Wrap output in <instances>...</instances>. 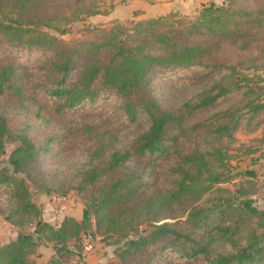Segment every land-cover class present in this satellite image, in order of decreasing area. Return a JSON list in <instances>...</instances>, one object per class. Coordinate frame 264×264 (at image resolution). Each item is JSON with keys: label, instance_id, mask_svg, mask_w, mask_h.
<instances>
[{"label": "trees", "instance_id": "trees-1", "mask_svg": "<svg viewBox=\"0 0 264 264\" xmlns=\"http://www.w3.org/2000/svg\"><path fill=\"white\" fill-rule=\"evenodd\" d=\"M105 1L0 0L1 97L12 96L20 106L35 101L31 109L40 122L32 125L37 127L51 115L111 95L122 98L115 116H124L121 122L111 117L116 128L97 119L80 122L71 136L84 139L81 147L44 174L38 170L40 158L55 141L72 143L69 135L36 137L30 126L11 128L0 105V151L6 140L16 142L8 154L10 168L0 167V213L18 229L32 228L0 244V264H36L30 255L40 241L51 242L55 252L44 264H74L67 261L73 254L67 244L90 228L91 217L92 234L126 238L134 231L125 239L121 258L152 248L139 264H154V252L170 248L183 264H264V207L253 197L256 170L233 172L229 163L235 132L255 131L263 122L257 117L263 114L264 98L250 85L260 76L241 70L264 68V57L258 61L248 51L252 32L264 30V6L247 10L208 0L193 19L172 11L111 21L68 42L47 31L64 33L72 22L110 12L113 5L107 8ZM224 42L245 50L247 64H231L216 54ZM4 48L49 55L22 64ZM169 67H201V78H210L176 107L161 108L149 89L153 77ZM233 91L240 96L217 108L219 99ZM142 115L147 128L122 142L119 132ZM64 148L67 144L59 150ZM231 173L250 175L249 189L219 187ZM30 183L47 194L70 188L81 192V218L44 221ZM142 224L146 227L139 231Z\"/></svg>", "mask_w": 264, "mask_h": 264}, {"label": "rangeland", "instance_id": "rangeland-1", "mask_svg": "<svg viewBox=\"0 0 264 264\" xmlns=\"http://www.w3.org/2000/svg\"><path fill=\"white\" fill-rule=\"evenodd\" d=\"M122 1L123 0H106L105 7L109 8L111 4L116 6ZM215 2H217L218 5L229 3L234 4L236 7H247V10L255 9L257 6H264V0H215ZM200 6L201 4L198 5L195 10H193V8L188 9L187 12L178 11V14L187 19H193L198 14ZM112 10H114V7ZM112 10L108 13L86 16L83 19L72 22L68 26V30L64 33H58L53 29H47V31L68 42L81 37L87 32L86 30L91 27L108 26L111 21L124 23L126 21L136 20L125 19V14L128 15L131 13V9L124 13H120V11L117 10L115 16L120 20L111 16V12H113ZM252 33L253 40L249 45L248 49L250 50L248 51L255 56L256 60L258 58V61H261L264 57V30L263 32L255 30ZM4 51L7 53L10 52L13 57L17 58L16 61L22 64L35 62L38 59L43 58V55H49L47 52V54L42 53L38 56L23 49L15 51L11 50L13 51L11 52L9 49L4 48ZM5 52L1 53V55H4ZM216 54L227 58L229 63L235 64L239 61L246 62L245 56L247 52L245 50H237L234 48L233 44L229 45L224 42L221 49L216 52ZM259 55H262V57ZM245 64H247V62ZM239 66L242 67L241 65ZM241 71L248 75L253 72L254 75L260 76L261 80H256L254 83L251 82L250 85H252L256 92H260L262 95L261 99H263L264 68L257 70L243 68ZM203 72H205V70L201 67L166 68L153 77L149 89L150 97L157 101L161 108L176 107L183 102L185 98L193 95L195 91L199 90L202 85H206L204 82L208 81L210 77L201 78ZM242 81L244 82V80ZM240 94V91H233L226 94L219 99L217 108L238 98ZM120 102H122V98L117 95H111L109 98L96 101L92 104L84 102L64 114L51 115L48 122H42L40 126L37 127L32 125L36 121H38V123L40 122V119L35 116L34 111L31 109L33 108L31 103L34 104L36 103L35 101L25 102L26 106H20L15 100H13L12 96H0V105L4 106L5 112L9 116L8 124L11 128L30 126L27 129L36 137H44V134H47L48 132H54L58 135L65 132L66 135H69L72 143H66L67 150H65V148L59 150L62 149V145L65 146L66 144L58 145L59 141H55L52 151L40 158L38 170L44 172V174L55 169L57 164H62L64 158L67 157L73 149L81 147L84 139H82L81 136H77V138L71 136L76 132L75 128L80 122L97 119L99 123L106 122L108 125H112V128H116L117 125L115 126V121L111 119V117L118 118L120 122L122 121L124 116H115L117 104ZM28 106H30V110L28 109ZM43 113L45 116L50 115L47 111H44ZM257 118L263 119L264 124V110L263 114H260ZM147 126L148 122L146 121L145 116L142 115L135 124L126 126V128L119 132V139L122 142L130 141L138 132L146 129ZM234 137L235 140L231 142L229 146V163L231 164L233 172L239 169H244L245 167L254 168L253 165L249 166L254 158H259L257 163H264V125H261L255 131H248L245 130V128H242L235 132ZM15 143L14 140L5 141L4 149L0 151V167L10 168V165H8V154L15 146ZM60 174L62 173H58L55 178L59 179V177H61ZM18 176H23V174L19 173ZM248 179H251L250 175L231 173L230 179L219 183L218 186L228 188L231 191H234L239 185L249 189L248 187H250L251 184L246 182ZM254 181L253 188L256 189V191L253 194V197L255 198V204L258 207H264V173L261 172L260 169L256 171ZM29 191L32 200L40 208V216L44 221L57 224L61 221L64 215H70L77 219L81 218V213L84 208V198L81 196L82 193L78 192L75 188H70L64 194L55 195L54 193L47 194L30 183ZM3 215V213H0V244H5L11 241V238L15 237L19 231L22 232L32 229L31 227H25V229L16 230V228L11 227L10 224L3 219ZM145 227L146 226L142 224L137 229L141 231V229H145ZM94 229V220L93 217H91L90 228L82 231L78 239H71L68 242V247L73 250V254L67 257L68 262H73L74 264H139L152 253V248H143L138 253L131 252L127 256L121 258L120 252L125 247V239L134 236V231L128 233L126 238H123L119 237L120 235L117 234L105 237V234L98 233L97 231L92 234L91 231H94ZM39 248H42L47 260L55 255L51 242L40 241L35 252L30 255V258L36 255ZM176 253L177 252L171 248L161 254L155 251L152 256L154 257L153 263L183 264L182 259L179 258V254ZM31 260L35 262V259L31 258Z\"/></svg>", "mask_w": 264, "mask_h": 264}, {"label": "crops", "instance_id": "crops-1", "mask_svg": "<svg viewBox=\"0 0 264 264\" xmlns=\"http://www.w3.org/2000/svg\"><path fill=\"white\" fill-rule=\"evenodd\" d=\"M206 1L207 0H123L122 2H119L116 6H113L114 10H112L113 12H111V16L120 20L115 16L116 11L119 10L120 13H124L128 10L130 11V9L132 10V12L128 15L125 14V19H139L149 16H157L172 11L187 12V10L191 8L195 10L198 5ZM261 125H264L263 122L261 123ZM258 160L259 158L256 162H251L249 166L253 165L256 171L260 169L261 172L264 173V164L257 163ZM10 226L18 230L17 227L12 225ZM15 237H12L11 239L13 240ZM31 258L35 259V262L37 264H44L47 260V257L44 254V251H42V248H39L36 255Z\"/></svg>", "mask_w": 264, "mask_h": 264}]
</instances>
